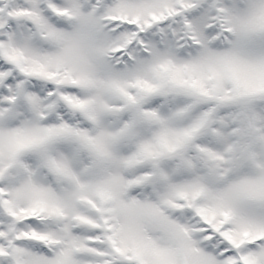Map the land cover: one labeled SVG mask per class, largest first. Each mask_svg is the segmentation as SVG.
Masks as SVG:
<instances>
[{"label": "snow or ice", "instance_id": "snow-or-ice-1", "mask_svg": "<svg viewBox=\"0 0 264 264\" xmlns=\"http://www.w3.org/2000/svg\"><path fill=\"white\" fill-rule=\"evenodd\" d=\"M0 264H264V0H0Z\"/></svg>", "mask_w": 264, "mask_h": 264}]
</instances>
